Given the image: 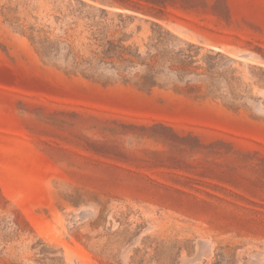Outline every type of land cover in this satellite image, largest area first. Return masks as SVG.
<instances>
[{
	"label": "rangeland",
	"instance_id": "1",
	"mask_svg": "<svg viewBox=\"0 0 264 264\" xmlns=\"http://www.w3.org/2000/svg\"><path fill=\"white\" fill-rule=\"evenodd\" d=\"M0 264H264V0H0Z\"/></svg>",
	"mask_w": 264,
	"mask_h": 264
},
{
	"label": "trees",
	"instance_id": "2",
	"mask_svg": "<svg viewBox=\"0 0 264 264\" xmlns=\"http://www.w3.org/2000/svg\"><path fill=\"white\" fill-rule=\"evenodd\" d=\"M100 11L101 12H105L104 11V9L103 8H101L100 9ZM44 42H46V38H44L42 41H41V52H42V54H45V55H48L49 54V50L53 47V45H52V43H47V44H45ZM107 48H104V49H102V51H101V53L103 54V57L104 56H107V57H111V55H110V50L112 49V47H113V44H112V42L111 41H107ZM68 51L70 52L71 51V49H70V47L68 46ZM123 51H120V52H118V53H116V58L117 59H120V60H123L124 59V57H123V53H122Z\"/></svg>",
	"mask_w": 264,
	"mask_h": 264
}]
</instances>
